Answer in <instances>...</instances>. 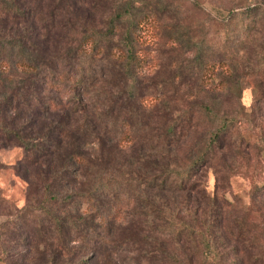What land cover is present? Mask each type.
<instances>
[{
	"label": "trees",
	"instance_id": "obj_1",
	"mask_svg": "<svg viewBox=\"0 0 264 264\" xmlns=\"http://www.w3.org/2000/svg\"><path fill=\"white\" fill-rule=\"evenodd\" d=\"M104 1L106 30L78 13L85 0H0V148L22 149L13 170L25 182L20 209L0 195V262L219 264L223 203L193 178L219 150L250 139L238 136V116L208 103L193 117L158 90L142 105L152 60L139 56V31L175 32L161 25L160 7L138 15L135 3ZM243 15L232 8L218 19ZM169 37L194 52L202 92H237L234 56L210 61L202 40Z\"/></svg>",
	"mask_w": 264,
	"mask_h": 264
},
{
	"label": "rangeland",
	"instance_id": "obj_2",
	"mask_svg": "<svg viewBox=\"0 0 264 264\" xmlns=\"http://www.w3.org/2000/svg\"><path fill=\"white\" fill-rule=\"evenodd\" d=\"M85 1L78 13L87 9L88 22L106 30L112 13L109 6L104 0ZM114 1L135 3L138 15L160 7L161 25L175 32L155 38V32L152 35L145 25L139 31V56L149 55L152 60L150 68L141 73L142 105H149L157 91L162 90L166 100L181 113L198 116L201 104L208 103L219 116L239 117L236 132L248 137L250 143L236 142L219 150L209 166L198 170L193 179L201 190L223 203L218 216L221 221L218 240L214 244L221 256L219 264H264V0ZM232 8L244 15L230 23L218 19ZM181 35L190 41L202 40L210 61L220 52L236 58L241 76L236 93L211 97V93L202 92L193 73L194 52L169 37ZM198 120L201 130L204 120ZM212 121L210 125L215 127L217 122ZM197 139L195 136L193 142L200 143ZM187 149L182 144L180 154L188 152ZM22 154L21 148H0V195L18 209L25 203V182L15 174L13 166ZM197 201L200 205L194 203L193 209L197 218L203 220L201 210L205 204L200 197ZM214 218L210 215V221ZM3 222L0 215V225ZM238 223H242L244 235L237 238ZM115 264L126 262L118 257Z\"/></svg>",
	"mask_w": 264,
	"mask_h": 264
}]
</instances>
